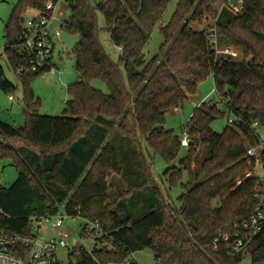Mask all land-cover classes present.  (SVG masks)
Returning <instances> with one entry per match:
<instances>
[{
  "label": "trees",
  "instance_id": "16d2710c",
  "mask_svg": "<svg viewBox=\"0 0 264 264\" xmlns=\"http://www.w3.org/2000/svg\"><path fill=\"white\" fill-rule=\"evenodd\" d=\"M61 1L71 13L60 31L80 37L73 51L79 78L68 85L62 114L54 116L39 113L40 100L31 88L41 75L20 76L25 124L0 120V159H9L18 170L11 186L0 185L2 228L30 233L32 217L57 215L63 206L69 217L99 221L104 232L95 237L99 245L92 252L78 247L70 253L79 257L77 264H138L129 257L145 249L154 252L157 264H241L245 252L229 255L222 236L232 238L235 224L254 213L256 192L264 191L258 177L247 176L259 164L264 172L259 132L264 127V0H246L239 15L219 11L222 0H177L169 21L160 26V53L149 58L147 44L170 0H18L4 27L12 67L25 14ZM99 13L111 42L122 47L117 60L98 38ZM213 24L220 46L233 48L238 57L216 52L209 30ZM209 76L217 104L195 108L183 131L186 155L173 165L183 144L174 129L166 128L167 117ZM95 80L104 82L107 91L93 86ZM0 87L15 89L3 76ZM220 103L229 117L217 132L212 123L226 116ZM118 142L120 147L133 142L135 153H142L146 143L161 156L170 186L185 189L178 209L164 203L135 213L141 198L131 209L121 197L109 201L108 177L123 171ZM250 147L259 156H248ZM148 172L145 166L143 185L153 183ZM153 192L158 195V188ZM247 250L253 264H264V228Z\"/></svg>",
  "mask_w": 264,
  "mask_h": 264
},
{
  "label": "rangeland",
  "instance_id": "374dc122",
  "mask_svg": "<svg viewBox=\"0 0 264 264\" xmlns=\"http://www.w3.org/2000/svg\"><path fill=\"white\" fill-rule=\"evenodd\" d=\"M18 0H0V77L3 76L6 80L15 86V89L7 92L0 87V120L11 125L25 124V96L24 87L22 85L20 76L14 71L11 62L9 61L4 50L6 45V38L4 37V27L8 22L14 5ZM177 0H170L166 11L163 14L161 21L155 26L153 33L149 39L146 47L147 57H152L160 53V46L163 43V35L160 32V26L167 23L175 10ZM222 4V1H221ZM221 4L219 11L221 10ZM71 10L67 3L61 1L57 4L55 9V19L50 26V34L55 43V60L60 69V73L48 74L46 76H37L31 82V88L35 97L40 100L39 113L43 115H61L65 106L66 100L69 98L68 85L77 81L79 78L78 71L75 66V54L73 52L67 53L57 32L60 30L61 24L70 16ZM36 15V10L30 9L25 14V21ZM99 33L98 38L104 47L105 51L114 59L117 60L120 52L116 46L111 42L108 30L105 28V19L102 14H98ZM196 28H200L199 24H195ZM222 47V46H221ZM226 48V47H225ZM93 86L107 91L106 85L100 80L93 81ZM12 94L14 99H9ZM206 99L218 100V94L215 92V83L212 76L203 80L198 89L191 98H189L183 107L176 110L174 114L167 117L166 128L174 129V131L184 138V126L188 119L194 112L195 108L202 104ZM221 111L226 112L225 117H219L212 123V128L221 132L228 124L229 113L223 103L219 104ZM232 118V115H230ZM262 140L264 141V127L259 130ZM125 141H122L124 144ZM130 142L125 147H120L119 158L123 166L121 173L111 172L108 177L109 189L108 199L113 201L119 197L123 199V205L131 209L133 201L141 198V202L134 207V212L138 213L151 205L160 206L164 203H169L175 209L180 207L178 196H180L185 189L181 184L170 186L169 182L164 177V170L168 165L164 162L160 155L155 154L153 150L146 144H142V153H135V144ZM19 147L20 143L14 142ZM123 148V149H122ZM122 149V150H121ZM28 150H34L28 148ZM187 147L183 144L180 154L173 162V165H178L179 160L186 155ZM147 167L150 172L147 176L153 179V183L143 185L144 167ZM257 174L263 175L262 171ZM151 175V176H150ZM18 177V170L12 165L7 158L0 159V185L4 187L11 186ZM187 179L186 173L183 174V182ZM146 183V182H145ZM139 186V188L137 187ZM154 187L158 188V195H154ZM141 192V196L140 195ZM132 199V200H130ZM145 199V201H144ZM144 201V202H143ZM137 210V211H136ZM139 210V211H138ZM59 214H64L63 206L60 207ZM52 221L49 223H42L39 234L42 238L48 239L57 236L55 229H52ZM87 221L82 217L67 216L64 221V229L70 234L67 240V246H59L56 250L55 264H77L79 257L71 256L78 247H83L86 251L92 252L97 241L93 236L84 234L83 228ZM99 245V244H98ZM248 249V248H247ZM245 250L241 264H253L252 256L249 250ZM134 259L138 264H157L154 252L151 249H145L133 254ZM108 264H116L114 262Z\"/></svg>",
  "mask_w": 264,
  "mask_h": 264
},
{
  "label": "built area",
  "instance_id": "2783aa9c",
  "mask_svg": "<svg viewBox=\"0 0 264 264\" xmlns=\"http://www.w3.org/2000/svg\"><path fill=\"white\" fill-rule=\"evenodd\" d=\"M245 1L222 0L221 10L224 9L233 15H239L245 7ZM56 7L57 5L48 3L45 11L36 10L34 17L26 21L24 20L22 41L18 45V55L13 66L17 75L22 76L36 73L46 76L48 74L60 73L55 60V43L50 34L51 23L56 18ZM209 30L217 53L234 58L238 57V52L233 48H223L220 46L215 24L211 25ZM60 33L61 31L59 30L57 34L60 36ZM116 48L119 52H122L121 46H116ZM215 92L217 93L216 88ZM9 99L13 100L14 96L10 94ZM202 103L215 105L217 101L206 99ZM230 122H233L232 118ZM254 126L257 127L258 123L256 122ZM182 144L188 145L186 132L184 133ZM247 154L250 157L259 156L256 147H250ZM259 170L262 171L263 175L257 174ZM252 175L258 177L264 189L262 165L259 164L253 173L247 174V176ZM256 197L259 202L254 213L249 218L235 224L231 239L226 234L222 236L227 241L228 253L231 256L244 252L264 228V191L256 192ZM2 215H5V213L0 208V218ZM66 217L67 215L59 213L54 216L32 217V229L30 233L7 231L2 228L0 222V264H55L57 248L59 246L66 247L67 240L70 237V234L64 229ZM51 220H53L52 229L56 230L57 236L44 239L39 234L40 225L43 222L49 223ZM85 227L86 233L94 238L100 237L104 233L99 221H87ZM217 241L218 239L214 243L216 244ZM129 259H134L133 255Z\"/></svg>",
  "mask_w": 264,
  "mask_h": 264
},
{
  "label": "water",
  "instance_id": "95a60500",
  "mask_svg": "<svg viewBox=\"0 0 264 264\" xmlns=\"http://www.w3.org/2000/svg\"><path fill=\"white\" fill-rule=\"evenodd\" d=\"M60 38L63 41L67 53L73 52L80 41V37L78 35H72L64 31H61Z\"/></svg>",
  "mask_w": 264,
  "mask_h": 264
}]
</instances>
